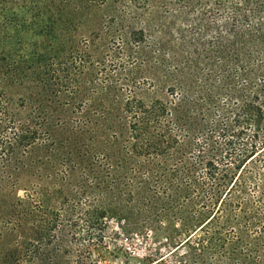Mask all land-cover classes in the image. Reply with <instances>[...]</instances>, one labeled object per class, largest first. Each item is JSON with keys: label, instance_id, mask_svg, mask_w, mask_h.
Listing matches in <instances>:
<instances>
[{"label": "trees", "instance_id": "trees-1", "mask_svg": "<svg viewBox=\"0 0 264 264\" xmlns=\"http://www.w3.org/2000/svg\"><path fill=\"white\" fill-rule=\"evenodd\" d=\"M73 27L104 39L97 71L119 104L81 102ZM64 134L82 142L65 147ZM101 148L143 158L125 199L152 193L154 216L195 226L168 253L175 264H264V0H7L0 182L57 160L85 168ZM46 245L19 235L0 264H59Z\"/></svg>", "mask_w": 264, "mask_h": 264}, {"label": "rangeland", "instance_id": "rangeland-1", "mask_svg": "<svg viewBox=\"0 0 264 264\" xmlns=\"http://www.w3.org/2000/svg\"><path fill=\"white\" fill-rule=\"evenodd\" d=\"M6 2L0 1V7H4ZM68 37L67 45L75 48L80 56L86 55L83 59L81 86L84 93L81 102L86 106L104 101L122 102L112 99L115 93L97 71L103 59L104 39L95 37L92 30H78L76 27L68 31ZM106 64L111 63L107 61ZM123 77L126 78L125 72ZM56 139L65 147L82 142L80 134L59 135ZM100 141L97 140V145ZM100 150V156L84 157L83 160L91 163L85 168L69 167L67 162L59 163L57 160L43 174L31 173L30 180L23 178L17 182L16 179H8L6 182L2 177L0 257L17 236L30 234L35 240L45 239L50 263L154 264L161 257L165 264L176 263L168 253L195 226L184 233L175 220L154 216L146 203L152 193L143 194V198L134 197L130 202L125 199L124 194L140 178L143 158L128 148L124 151L115 149L110 151L109 161L105 158L108 148ZM44 153L42 150L38 157ZM2 174L5 177L6 174ZM92 182L103 185L106 191L101 192L96 185L91 186ZM77 217L80 220L76 221ZM124 237L129 238L128 244L122 241ZM39 244L34 243L35 246Z\"/></svg>", "mask_w": 264, "mask_h": 264}, {"label": "built area", "instance_id": "built-area-1", "mask_svg": "<svg viewBox=\"0 0 264 264\" xmlns=\"http://www.w3.org/2000/svg\"><path fill=\"white\" fill-rule=\"evenodd\" d=\"M116 226H118V224H116ZM122 241H123L124 243L128 244V242H129V238L124 237V238L122 239Z\"/></svg>", "mask_w": 264, "mask_h": 264}]
</instances>
